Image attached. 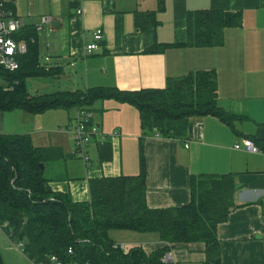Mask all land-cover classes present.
I'll list each match as a JSON object with an SVG mask.
<instances>
[{
	"label": "crops",
	"instance_id": "1",
	"mask_svg": "<svg viewBox=\"0 0 264 264\" xmlns=\"http://www.w3.org/2000/svg\"><path fill=\"white\" fill-rule=\"evenodd\" d=\"M6 2L23 18L24 29L36 32L38 58L51 73L39 77L60 86L36 93L97 87L126 92L163 89L170 78L214 70L218 105L231 116L230 122L215 115L168 120L163 131H146L134 105L113 98L96 99L89 108L100 134L86 147L89 161L85 162L75 152L72 133L67 130L75 120L76 108L56 107L40 113L22 109L31 123L27 130L14 125L9 129L3 119L0 132L26 134L36 147L62 151L60 159L45 165L50 172L46 189L67 193L74 202L90 201V179L140 174L141 148L146 200L151 208L189 204L193 176L232 174L238 187L235 206L217 226L219 264H264V0ZM206 9L239 12L242 24L224 30L221 46H178L187 40L188 13ZM144 13L153 15V23L140 29L137 16ZM43 17L50 20L39 29ZM98 28L103 38L97 42L98 49L87 54V46L96 42L93 32ZM156 46L159 51L148 52ZM190 126H194L192 136ZM246 139L254 142L258 153L243 147ZM236 144L242 149H236ZM103 147L109 150V159L101 158ZM3 235L10 239L0 225V237L5 239ZM110 236L118 244L141 246L146 253L168 247L174 264H207L202 242L171 245L159 232L130 230H111Z\"/></svg>",
	"mask_w": 264,
	"mask_h": 264
},
{
	"label": "trees",
	"instance_id": "2",
	"mask_svg": "<svg viewBox=\"0 0 264 264\" xmlns=\"http://www.w3.org/2000/svg\"><path fill=\"white\" fill-rule=\"evenodd\" d=\"M153 23L151 13L139 14L137 25ZM242 24L239 12L196 10L187 15V40L180 47H215L224 42V30ZM29 44L19 58L20 67H0V111L21 108L40 113L56 107L86 108L96 99H116L134 105L146 131H163L168 120L215 115L226 122L231 116L218 105V81L214 70H202L170 78L163 89L134 92L112 88L32 93L26 79L51 74L38 58L34 29L17 35ZM35 39V42H32ZM159 51L158 46L148 52ZM109 159V150L101 149ZM56 148L36 147L26 134L0 132V225L35 264H174L164 261L168 247L146 253L141 246L124 250L110 236L111 230L159 232L171 245L205 243L207 264H219L217 226L235 206L234 175L202 174L191 178V201L179 207L151 208L146 200V167L141 148V172L136 176L92 178L91 200L74 202L63 192H51L40 163L60 159ZM71 250V252H69ZM0 264L3 257L0 251Z\"/></svg>",
	"mask_w": 264,
	"mask_h": 264
},
{
	"label": "built area",
	"instance_id": "3",
	"mask_svg": "<svg viewBox=\"0 0 264 264\" xmlns=\"http://www.w3.org/2000/svg\"><path fill=\"white\" fill-rule=\"evenodd\" d=\"M49 17H43L42 23L37 25V28H42L45 23H48ZM25 27L23 18L17 16L7 6L6 0H0V67L8 71H16L20 67L19 58L28 51V44L17 38V35ZM96 42L89 44L86 48L87 54L93 53L98 49V41L103 38V30L98 28L93 32ZM94 114L91 109L76 108L75 126H68V132L72 133L76 141V150L85 162L89 161L86 147L91 143L96 135H99V128L93 123ZM243 147L251 153H258L259 148L250 139L244 140ZM236 149H242L240 144L235 145ZM22 245V244H20ZM119 246L124 250L129 247L124 243H119ZM71 252V250H69ZM172 254L167 253L164 261L172 262ZM53 264H63L57 260L55 256L51 258ZM30 264H35L29 261Z\"/></svg>",
	"mask_w": 264,
	"mask_h": 264
},
{
	"label": "rangeland",
	"instance_id": "4",
	"mask_svg": "<svg viewBox=\"0 0 264 264\" xmlns=\"http://www.w3.org/2000/svg\"><path fill=\"white\" fill-rule=\"evenodd\" d=\"M27 87L30 92L36 93L37 89L41 92H52L59 88V83L56 81L54 84L50 82L47 78H42L39 76L36 77H28L26 79ZM48 83L45 84V83ZM24 114V115H22ZM29 116L26 111H22L20 108H15L12 110H1L0 111V124L4 119L6 127L9 129H13V127L17 129H22V131L27 130V127L30 123L27 117ZM26 118V119H25ZM23 122V123H22ZM14 125V126H13ZM76 125L75 120L73 121L72 127ZM13 126L12 128H10ZM3 133V132H1ZM10 134V133H5ZM74 146V150H76V141L72 134H69ZM50 174L48 170L45 171V175ZM4 236V235H3ZM5 239L0 237V250L3 257L4 264H30L27 257L22 252V247L18 241H12L8 239L6 235L4 236Z\"/></svg>",
	"mask_w": 264,
	"mask_h": 264
},
{
	"label": "water",
	"instance_id": "5",
	"mask_svg": "<svg viewBox=\"0 0 264 264\" xmlns=\"http://www.w3.org/2000/svg\"><path fill=\"white\" fill-rule=\"evenodd\" d=\"M193 131H194V126H190V128H189L190 136L193 135ZM40 167H41L42 170L45 169V165L43 163H40Z\"/></svg>",
	"mask_w": 264,
	"mask_h": 264
}]
</instances>
